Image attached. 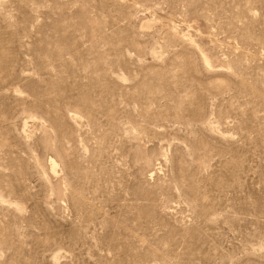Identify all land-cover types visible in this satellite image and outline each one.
Listing matches in <instances>:
<instances>
[{
    "label": "rangeland",
    "instance_id": "rangeland-1",
    "mask_svg": "<svg viewBox=\"0 0 264 264\" xmlns=\"http://www.w3.org/2000/svg\"><path fill=\"white\" fill-rule=\"evenodd\" d=\"M0 264H264V0H0Z\"/></svg>",
    "mask_w": 264,
    "mask_h": 264
}]
</instances>
